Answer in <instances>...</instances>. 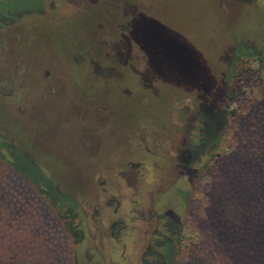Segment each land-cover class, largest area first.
<instances>
[{
  "label": "rangeland",
  "instance_id": "1",
  "mask_svg": "<svg viewBox=\"0 0 264 264\" xmlns=\"http://www.w3.org/2000/svg\"><path fill=\"white\" fill-rule=\"evenodd\" d=\"M139 15L154 18L147 31ZM128 30L155 52L140 89L116 52ZM133 51L141 74L150 53ZM263 53L264 0H0V264H138V234L125 251L111 239L101 182L137 156L142 129L173 132L176 153L207 95L218 108L201 119H223L217 156L195 155L157 212L174 230L187 195L178 264H264Z\"/></svg>",
  "mask_w": 264,
  "mask_h": 264
},
{
  "label": "flooded vegetation",
  "instance_id": "2",
  "mask_svg": "<svg viewBox=\"0 0 264 264\" xmlns=\"http://www.w3.org/2000/svg\"><path fill=\"white\" fill-rule=\"evenodd\" d=\"M140 17L141 15H139V18ZM150 21L153 20L147 18L141 20V31L146 30L147 24ZM124 23L125 21L122 22L120 27L121 30L126 31V27L122 26ZM130 23L131 22H129V24ZM127 32H129V30ZM130 34L133 33L129 32L128 36L123 35L126 44L125 46H120L116 52L121 54L123 59L122 62L124 65H127V70L122 73L124 76L123 78L130 79L135 88L139 89L138 85L145 81L146 77L144 75L146 70L140 74L133 65H128L129 61L134 57L133 48L137 47L143 53H150L146 69L153 64L154 55L153 50H150L149 47H144L142 44H140V46H133L131 41L136 42L137 39L133 38ZM140 36L142 42L145 41L143 35ZM117 56L119 55L117 54ZM195 70L196 68H194L192 72L193 78L191 81L200 80V76L204 73V70L202 72H197ZM194 73L197 74L194 75ZM207 93L210 94L209 91ZM215 97L214 95H207L204 97L202 103H198V108L196 109L197 113L193 116L198 118V126L197 128H191V125H189L188 128H183L184 133L188 135V137H184L181 141V147L177 148L176 153H174L173 146H171L173 150L172 153L169 148L165 146L167 140L172 138L173 132H168L165 129H159L158 131L153 130V128L149 130L142 129L140 130L141 133L137 136L141 144L139 143L136 145V148L131 151L137 156L134 158L130 156L126 160H123L117 169L112 172L113 175L104 178V181L101 182L103 186L101 192L107 197L104 203L105 208H107L105 222L112 231L111 239L116 243H120L121 248L125 251L127 244H133L136 238L135 235L138 234L137 240L140 242V248L143 250L138 259V264H178L177 254L180 249V238L183 228L186 226V217L189 207L187 195L182 199V190L178 192L179 198L184 202L183 215L178 225H175L174 230V221L170 216H168V214H158L156 208V202L158 200H155V197L156 194L163 193V191L180 178L182 170L191 164L195 155L200 157L199 163L203 161L202 159L207 154L209 157L213 155V159L215 160V156H217L216 151L220 148L223 119L222 123L219 121L218 128H216L208 124L207 121L204 122L200 117L203 116L202 111L208 113L215 112V109L218 108ZM211 98L215 99V101ZM91 104L93 105L94 103ZM188 114L191 113L188 112ZM189 116L191 115H188V118ZM188 123L189 120L187 121V124ZM210 128L213 129V136L208 138L207 134L210 132L207 133V131ZM143 143L147 145L144 152L141 148ZM171 143H173V141H171ZM194 171L195 170H193V172ZM168 177L170 179L166 180ZM196 178L198 177L196 176ZM124 190L130 193V197L123 192ZM115 197H119V200L116 202ZM100 205L98 200H96L95 206L99 208ZM68 209L71 210L74 216V211H72L71 208ZM73 218H76V216ZM75 227L80 231L82 237H84L85 229H80L77 225ZM169 234L170 237L167 236ZM80 242L81 240L78 243ZM154 248H159L161 251L153 252ZM117 263L130 264L128 260H126L124 253Z\"/></svg>",
  "mask_w": 264,
  "mask_h": 264
},
{
  "label": "trees",
  "instance_id": "3",
  "mask_svg": "<svg viewBox=\"0 0 264 264\" xmlns=\"http://www.w3.org/2000/svg\"><path fill=\"white\" fill-rule=\"evenodd\" d=\"M151 15V14H150ZM150 19L151 17H147V16H145V15H142L141 17H140V20H145V19ZM153 23H154V18H153ZM143 38L145 39V40H150V37H149V34H144L143 35ZM153 55H154V52H153ZM258 59V61L260 62V64L264 67V53H263V55L262 56H260V57H258L257 58ZM153 61H154V56H153ZM153 66V67H152ZM157 67V66H156ZM156 67H155V65L154 64H151V67H149L147 70H146V73H145V80H151V81H153V77H155L156 76V74H155V69H156ZM190 71V70H189ZM188 71V72H189ZM187 72V73H188ZM186 73V74H187ZM145 82V81H144ZM143 82V83H144ZM191 82H193V81H191ZM145 86V85H144ZM146 87H148L147 85H146ZM141 87H139V89H140ZM6 148V147H5ZM13 165V164H12ZM10 166V168L12 169V171L13 172H15V173H17V174H19L21 177H23V173L22 172H20V171H18L17 169H15V168H13V166ZM15 171H14V170ZM25 179V178H24ZM27 181V180H26ZM47 199V198H46ZM49 199V202H50V204H51V206H53V207H57L56 205H55V203H54V201H53V199H51V198H48ZM63 214H72L71 213V210L70 209H68L65 213H63ZM73 215V214H72ZM67 227V229L73 234V236L75 237V241L76 242H79L81 239H82V234L80 233V231L79 230H77L74 226H72L71 225V223H69V225H67L66 226Z\"/></svg>",
  "mask_w": 264,
  "mask_h": 264
}]
</instances>
